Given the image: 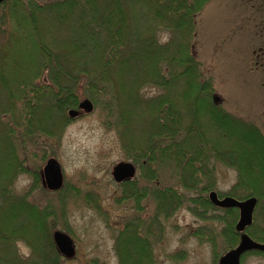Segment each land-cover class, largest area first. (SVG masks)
<instances>
[{"label": "trees", "instance_id": "obj_1", "mask_svg": "<svg viewBox=\"0 0 264 264\" xmlns=\"http://www.w3.org/2000/svg\"><path fill=\"white\" fill-rule=\"evenodd\" d=\"M207 1L0 3V264H63L53 229L65 215L67 186L54 192L44 190L46 200L35 201L29 198L30 190L16 193L13 179L26 172L34 177L33 188L40 183L39 168L26 163L27 147L39 133L50 138L60 135L71 120L67 110L77 107L81 95L103 108L108 117L112 115L114 121L109 120L108 126L117 129L129 148L128 157L142 170L159 165L173 176L178 173L179 184L195 191L187 197L177 186L158 187L153 182L144 195L133 194L138 210L142 197L154 198L156 213L150 218L153 223H148L149 217L139 216L122 228L115 244L118 264H156L150 248L157 228L153 224L169 219L181 206L188 205L202 217L200 209H218L207 197L215 186L211 180L214 161L231 160L228 164L238 170L237 182L228 194L264 198V135L252 122L225 115L214 102L206 101L205 84L199 79L200 63L190 49L195 16ZM30 21L35 40L31 36L28 40L33 41L36 58L31 55L32 63L25 70L22 56L17 55L10 58L14 69L8 70L7 50L11 43L21 41L17 29L28 27ZM41 22L52 34L66 31L65 42L51 47L40 37ZM159 28L169 32L168 41L160 43ZM148 85L161 88L162 93L147 98L142 88ZM191 92L197 101L185 100ZM150 111H155L154 115L148 116ZM205 112L211 124L205 123L204 134L199 113ZM147 116L146 143L144 138L135 143L131 122L136 119L138 126L142 125ZM25 151L27 154H22ZM243 169L252 172L246 175ZM203 175L207 179L200 184ZM148 176L151 181L157 177L154 172ZM244 189L247 195L239 193ZM225 211L226 217L233 218L237 210ZM159 226L163 232V223ZM231 230L238 234L234 226ZM20 242L30 249L28 256L21 254Z\"/></svg>", "mask_w": 264, "mask_h": 264}, {"label": "rangeland", "instance_id": "obj_2", "mask_svg": "<svg viewBox=\"0 0 264 264\" xmlns=\"http://www.w3.org/2000/svg\"><path fill=\"white\" fill-rule=\"evenodd\" d=\"M35 1L46 3L52 0ZM41 17L48 18L45 14ZM262 18L264 15L256 11L255 0H209L195 16V32L190 40V49L200 63L199 79L205 84L206 101L213 103L214 94H217L219 102L213 104L220 111L235 119L252 122L264 135V71L255 62L254 53L255 44L259 41L258 21ZM31 23L30 21L28 27L17 29L21 41L11 43L7 50L9 59L7 58L8 63L5 65L8 70L14 69L10 58L22 56L23 65L27 67L25 70L32 63L31 55L36 58L33 41L28 40L30 36L35 40ZM45 26L41 22L40 37L51 47L63 44L62 40L65 42L66 31H61L60 35L59 32L52 34ZM156 35L160 43L169 39L167 30L159 28ZM52 38L57 41L53 42ZM142 89L147 98L162 93L161 88L151 85ZM83 98L81 95L80 100ZM185 100L197 101L192 92ZM154 113L155 111H150L147 114L152 116ZM206 114L199 113L204 134L205 123L211 124ZM108 116L110 115L103 108H97L94 104L91 112L69 116L71 120L67 121L60 135L50 138L43 135L44 132H38L40 135L27 147L29 156L26 163L32 169L39 168V175L47 158L51 156L56 157L62 165V188L67 186L63 202L65 215L58 218L60 220L53 232L59 229L70 234L76 246L74 257L62 256L63 264H118L115 244L122 228L140 219L139 216L146 219L149 217L148 223H153L154 219L150 218L156 213L154 198L150 195L142 197L139 210L132 198L138 192L144 195L146 190L151 189L153 182L158 187L177 186L176 189L187 197L195 195V191L179 184L178 173L173 176L171 171H162L159 165H155L150 171L142 170L138 163L128 157L129 148L125 146V140L123 144L117 129L108 126L110 121H114L112 115ZM148 116L142 125L138 126L136 119L131 122V134L135 143H141L142 138L146 143ZM207 131L209 133L208 128ZM222 141L220 143L223 146ZM123 160L131 161L137 167L132 184L116 182L112 176L113 166ZM229 161L231 160H217L211 163L214 168L211 177L215 185L213 190L220 196L227 195L237 182L238 170L230 166ZM243 170L246 175L252 172L249 169ZM147 172H154L157 177L151 181L148 176L150 173ZM206 179L205 175L201 176L200 184H205ZM33 182L31 173H20L13 179L14 191L24 193L30 190L31 200L45 201V191L49 190L42 185L41 176L40 183L35 188L32 187ZM245 192V189L239 190L241 195H247ZM257 200L253 223L247 228V232L254 239L264 242V198L257 196ZM199 212H204L203 217L193 213L188 205H183L169 219L160 221L164 225L163 232L159 223L153 224L157 228L150 238V248L156 264H218L220 256L238 244L239 235H234L231 229L234 226L236 230L239 211L233 212V218L231 215L226 217V211L221 208L207 209L206 212L205 209H200ZM216 215L223 216V219L216 218ZM18 248L21 254H30V249L24 243H18ZM240 264H264V252L247 251L242 255Z\"/></svg>", "mask_w": 264, "mask_h": 264}, {"label": "water", "instance_id": "obj_3", "mask_svg": "<svg viewBox=\"0 0 264 264\" xmlns=\"http://www.w3.org/2000/svg\"><path fill=\"white\" fill-rule=\"evenodd\" d=\"M2 0H0L1 2ZM214 102H219V96L214 94ZM78 109H70L68 111L71 117L77 116L83 112H91L94 104L89 98H84L78 104ZM136 175V166L131 161H119L113 166L112 176L115 181L122 182L132 179ZM41 183L48 190H59L64 185V175L59 160L51 156L49 157L40 171ZM210 201L220 207H237L240 214L236 224V229L241 231L239 244L223 254L219 259V264H240L241 255L248 250L264 251V243L254 240L245 231L246 227L252 224L254 210L257 204V197L250 196L245 199H237L233 196H225L219 198L215 190L209 192ZM53 239L58 252L68 258H72L76 254V246L70 234L59 229L54 230Z\"/></svg>", "mask_w": 264, "mask_h": 264}, {"label": "flooded vegetation", "instance_id": "obj_4", "mask_svg": "<svg viewBox=\"0 0 264 264\" xmlns=\"http://www.w3.org/2000/svg\"><path fill=\"white\" fill-rule=\"evenodd\" d=\"M255 5H256L257 13L264 15V0H255ZM259 9H260V11H259ZM258 24L260 26V28L258 30L259 41L257 40V42L255 44L254 53L256 54V61L255 62L258 64V67H261L260 70L263 72L264 71V18L259 20ZM256 48H258V49L256 50ZM263 83H264V81H263ZM128 182H132V181H127L126 184ZM238 235H239V240H240L241 232H238ZM218 264H219V262H218Z\"/></svg>", "mask_w": 264, "mask_h": 264}]
</instances>
